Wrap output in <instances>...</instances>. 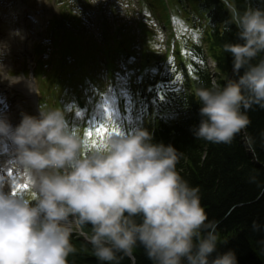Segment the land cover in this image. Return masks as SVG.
Segmentation results:
<instances>
[{
  "label": "clouds",
  "instance_id": "obj_1",
  "mask_svg": "<svg viewBox=\"0 0 264 264\" xmlns=\"http://www.w3.org/2000/svg\"><path fill=\"white\" fill-rule=\"evenodd\" d=\"M221 3L229 14L222 28L234 25L240 41L222 45L233 77L223 87L195 89L201 120L193 134L226 145L241 136L255 156L248 112L264 109V7ZM24 79L0 63V81ZM0 145L10 156L0 174V264H68L74 234L84 236L100 264H121L141 246L152 264H238L235 251L218 253L225 242L218 222L209 219L199 187L177 171L182 153L154 143L145 128L89 147L64 109L40 107L15 126L0 115ZM252 229L264 225L253 221Z\"/></svg>",
  "mask_w": 264,
  "mask_h": 264
},
{
  "label": "trees",
  "instance_id": "obj_2",
  "mask_svg": "<svg viewBox=\"0 0 264 264\" xmlns=\"http://www.w3.org/2000/svg\"><path fill=\"white\" fill-rule=\"evenodd\" d=\"M237 3L244 8L245 0H237ZM251 3L254 7L264 6V0H251ZM222 9L225 10L218 0H202L199 5L207 20L206 33L210 32L207 52L217 63L221 87L226 79L233 77L231 54L224 53L222 45L240 42L233 30H223L221 24L226 14ZM201 64L192 65L191 75L179 64L184 77V83L179 84L165 59L143 58L142 80L135 85L138 101L144 100L141 115H138L141 127L152 133L154 143L171 144L182 153L177 171L190 185L199 187L201 203L209 219L218 222L220 237L225 241L218 245V253L233 250L238 264H264V231L252 229L253 221L264 225V109L254 106L248 112L251 124L247 131L256 139L255 156L246 150L241 136L231 145L198 140L193 128L200 123L201 105L193 93L198 87H209L208 75ZM159 85L170 86L159 90ZM170 113L176 114L177 124L160 127L157 115ZM252 175L257 177L255 183L249 181ZM85 231L90 233V227ZM72 244L75 251L68 257V264H100L90 244L74 237ZM133 259L134 264H152L142 246L137 248ZM121 264L132 262L126 256Z\"/></svg>",
  "mask_w": 264,
  "mask_h": 264
},
{
  "label": "bare ground",
  "instance_id": "obj_3",
  "mask_svg": "<svg viewBox=\"0 0 264 264\" xmlns=\"http://www.w3.org/2000/svg\"><path fill=\"white\" fill-rule=\"evenodd\" d=\"M11 26H12L11 24L8 25L7 21H4V23L2 25V31L3 32L6 31L7 33H10L11 32ZM25 36L26 35H23L22 37L24 38ZM10 40H12V39H10ZM10 40H7L6 38H4L2 36V37H0V45L6 46L7 44H9ZM8 62H9V64L13 63V61L11 59H8ZM6 83H7V85H9L7 81H6ZM18 85L22 86L25 90H27L28 93H31V92L33 93V91H31V86H33V84L29 83L27 80H22L20 83L9 86L8 89H10L11 87H16ZM34 95H36V93ZM2 174H5V175L7 174V168H5V170L2 172Z\"/></svg>",
  "mask_w": 264,
  "mask_h": 264
},
{
  "label": "snow or ice",
  "instance_id": "obj_4",
  "mask_svg": "<svg viewBox=\"0 0 264 264\" xmlns=\"http://www.w3.org/2000/svg\"><path fill=\"white\" fill-rule=\"evenodd\" d=\"M113 131H115V130H113ZM107 132H108V129L106 127H104V126H101L98 129H96L95 131L89 130V132L86 134V137L87 138H92V137L102 138L103 135L105 133H107ZM115 132H118V131H115ZM86 142H88L87 139H86ZM94 144H99V142H97V140H93V144L92 145H94Z\"/></svg>",
  "mask_w": 264,
  "mask_h": 264
},
{
  "label": "rangeland",
  "instance_id": "obj_5",
  "mask_svg": "<svg viewBox=\"0 0 264 264\" xmlns=\"http://www.w3.org/2000/svg\"><path fill=\"white\" fill-rule=\"evenodd\" d=\"M213 83L215 84V81H213ZM214 86V85H213ZM102 114H101V119H102ZM104 117V116H103ZM105 124V121H101L100 124L98 125V128L101 127V126H104ZM76 130L79 132V134L86 140H88L87 144H93V140H96L95 137H92V138H87L86 137V134L89 132V130H93L95 131L96 129L93 128H83V129H79V127H76Z\"/></svg>",
  "mask_w": 264,
  "mask_h": 264
}]
</instances>
